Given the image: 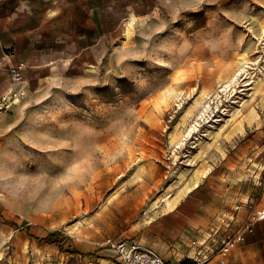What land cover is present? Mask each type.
<instances>
[{"label":"rangeland","instance_id":"obj_1","mask_svg":"<svg viewBox=\"0 0 264 264\" xmlns=\"http://www.w3.org/2000/svg\"><path fill=\"white\" fill-rule=\"evenodd\" d=\"M144 6L140 19L96 18L88 35L63 29L62 48L33 51L20 101L0 111V264H97L77 247L107 240L148 248L163 213L152 204L168 205L203 164L195 186L209 187L216 213L196 247L242 231L232 264H264V220L244 231L264 210V171L249 173L264 168V86L251 89L264 70V0Z\"/></svg>","mask_w":264,"mask_h":264},{"label":"crops","instance_id":"obj_2","mask_svg":"<svg viewBox=\"0 0 264 264\" xmlns=\"http://www.w3.org/2000/svg\"><path fill=\"white\" fill-rule=\"evenodd\" d=\"M177 2L178 0H0V102L20 89V85L10 82L8 68L25 64L24 76L34 72L39 51H33L41 44L52 45V52L62 48V40H57L56 37L64 35L63 29L70 30L67 33L69 36H86L89 34L86 30L97 28L96 18L108 21L121 12L124 17L136 20L142 18L144 5ZM80 13L84 15L82 20H79ZM152 13L150 12L151 15ZM202 186L200 182L175 207L152 219L151 225H156L157 236L149 242L148 248L145 239L142 242L133 240L134 243L155 252L163 259L181 260L185 264H194L192 260L196 255L210 252L212 243L202 249L196 247L198 235L212 225L211 221L216 213L212 206L204 203L202 191L206 193L210 190L208 186ZM212 194L216 193L212 191ZM162 230L166 232L162 234ZM259 233L261 235L257 236L260 240L258 242L264 244V224L259 227ZM202 243L205 245V242ZM236 248L223 254L215 252L203 264H224L225 261L232 264ZM77 249L80 254H87L83 257L92 258L97 264H111L106 253H95L96 242L80 245Z\"/></svg>","mask_w":264,"mask_h":264},{"label":"built area","instance_id":"obj_3","mask_svg":"<svg viewBox=\"0 0 264 264\" xmlns=\"http://www.w3.org/2000/svg\"><path fill=\"white\" fill-rule=\"evenodd\" d=\"M25 69V64L9 67L7 73L10 82L14 85H19L20 83H22L24 81ZM21 94L22 92L20 91H14L6 97L7 99H2V101L0 102V111L9 110L11 106H14V99L16 97L19 98V95ZM262 220H264V210L257 213L255 221L245 225L244 231L252 233L253 224L256 221ZM229 226L230 225L228 224L227 227ZM244 239V232L242 231L227 234L222 240L212 242V250H210V252L208 251L205 254L199 253L198 255H196V258L192 260V262L194 264H203L204 262L208 261L210 257L215 254V252L217 254H223L228 250L236 247L239 243H242ZM96 249H107L112 251L119 264H185L181 260L163 259L155 252L145 249L143 246L134 243V241L132 240H107L104 242L96 243Z\"/></svg>","mask_w":264,"mask_h":264},{"label":"bare ground","instance_id":"obj_4","mask_svg":"<svg viewBox=\"0 0 264 264\" xmlns=\"http://www.w3.org/2000/svg\"><path fill=\"white\" fill-rule=\"evenodd\" d=\"M130 33H128L127 31V36L129 35ZM244 59L245 60V57L244 56H239V59ZM247 61V60H246ZM239 63H241L239 61ZM242 64V63H241ZM240 64V65H241ZM246 64V62H245ZM244 65V64H243ZM247 66V65H246ZM244 67V68H241L238 72H236L232 78L229 79L228 83L224 84L223 88H222V91L223 92H227L229 91L231 88H233L235 86L236 83L239 82V78L241 77V75L246 72V69L247 67ZM261 73H262V77H259L257 80L253 81L254 83V86L251 88L252 90L254 89L255 91H260V88L262 86H264V70L260 69L259 70ZM252 83V82H251ZM7 99V98H6ZM20 101V99L18 97H16L14 99V103L17 104L18 102ZM264 104V103H262ZM262 106V105H261ZM211 109V105L210 103H207L205 106H203V110L202 112L200 113V117H205L206 114L210 111ZM245 116V115H244ZM234 117H232L233 119ZM248 118V117H247ZM230 120V118H229ZM238 122V121H237ZM195 129V126H192L191 129L189 130L188 134ZM238 130L240 132H244V125H243V122L240 121L238 123ZM206 163V162H205ZM251 168L249 169V173L251 175H256V178H259V175L260 173L259 172H262L264 171V168L260 167L259 165H257V163H254V162H251ZM207 164V163H206ZM202 166V164H201ZM210 166V165H209ZM211 167V166H210ZM198 168V167H197ZM195 169V171L193 172L190 180H187L184 176H182V181L180 182H177L176 184V190L174 191L173 195L170 197L169 199V204L166 205L165 203L162 202L161 198H157V200L152 204V207L151 208H155V207H160L162 209V211H167L169 210L170 208H173L175 207L191 190L192 188L195 186L196 182H198L203 176H205L209 170L208 166L203 164L202 168H198V169ZM255 169H259V171H255ZM147 210V209H146ZM146 212V211H145ZM149 220H151V216L149 217L148 216V219L146 222H148ZM78 229V228H77Z\"/></svg>","mask_w":264,"mask_h":264},{"label":"trees","instance_id":"obj_5","mask_svg":"<svg viewBox=\"0 0 264 264\" xmlns=\"http://www.w3.org/2000/svg\"><path fill=\"white\" fill-rule=\"evenodd\" d=\"M51 244H57V242H53V243H51ZM57 245H59V244H57Z\"/></svg>","mask_w":264,"mask_h":264}]
</instances>
